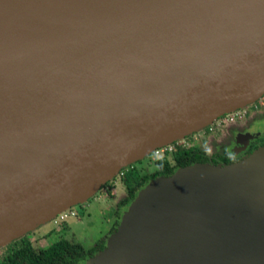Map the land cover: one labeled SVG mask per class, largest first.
I'll return each mask as SVG.
<instances>
[{"label": "water", "instance_id": "95a60500", "mask_svg": "<svg viewBox=\"0 0 264 264\" xmlns=\"http://www.w3.org/2000/svg\"><path fill=\"white\" fill-rule=\"evenodd\" d=\"M106 25L0 81V247L264 94V0H0V53ZM146 183L144 226L84 264H264V146Z\"/></svg>", "mask_w": 264, "mask_h": 264}, {"label": "rangeland", "instance_id": "374dc122", "mask_svg": "<svg viewBox=\"0 0 264 264\" xmlns=\"http://www.w3.org/2000/svg\"><path fill=\"white\" fill-rule=\"evenodd\" d=\"M252 105V103H249L248 105L238 108V110L241 112ZM225 118L226 115L223 114L214 119L207 126L215 125L219 120ZM205 128L206 126L179 138V140H182L181 142H190L196 139L203 140L202 135ZM263 133L264 123L254 124L253 128L250 130L251 136H257ZM159 154L160 151L157 154L150 152L147 156L124 168L135 170L138 176L148 174L156 169L155 161ZM175 170L176 168L173 169V173ZM121 176L122 173L117 172L106 184L104 183L94 191L87 200L69 207L68 211H72L74 213L73 216H67L63 220H57L56 222L49 220L45 224L28 232L33 247L39 248L46 246L59 238H64L68 241H78L86 248L92 246L99 238L103 239L104 244L109 243V245H111L112 243L108 241V239L114 231L120 236L118 241L120 247L128 231L131 232L136 225L138 228L140 225L142 227L144 226L146 212H149L152 207L147 205V196H142L144 185L135 191L134 197L125 206L120 208L117 207V200L125 195V187L121 181ZM146 184L147 183H145V185ZM116 213H119V215ZM123 232L125 234L122 235ZM132 258L133 256L129 258V261H132ZM84 261L85 260L81 261L80 264H84Z\"/></svg>", "mask_w": 264, "mask_h": 264}, {"label": "trees", "instance_id": "16d2710c", "mask_svg": "<svg viewBox=\"0 0 264 264\" xmlns=\"http://www.w3.org/2000/svg\"><path fill=\"white\" fill-rule=\"evenodd\" d=\"M155 162L156 169L141 176L131 168L120 169L125 195L117 200V207L125 206L134 197L135 191L149 179L170 175L174 168L194 162L215 164V161L205 154L201 145L193 141L188 142L187 145L173 142L172 150L157 158ZM103 247L102 238L87 248L78 241L59 238L46 246L34 248L29 234L26 233L0 247V264H80Z\"/></svg>", "mask_w": 264, "mask_h": 264}, {"label": "flooded vegetation", "instance_id": "af4514ba", "mask_svg": "<svg viewBox=\"0 0 264 264\" xmlns=\"http://www.w3.org/2000/svg\"><path fill=\"white\" fill-rule=\"evenodd\" d=\"M264 123V103H257V108L247 107L242 117L223 124L221 127L206 126L203 140H195L205 154L216 163L236 162L258 147L264 146V133L251 136L254 124ZM207 146V150H206ZM207 151V152H206Z\"/></svg>", "mask_w": 264, "mask_h": 264}, {"label": "bare ground", "instance_id": "6f19581e", "mask_svg": "<svg viewBox=\"0 0 264 264\" xmlns=\"http://www.w3.org/2000/svg\"><path fill=\"white\" fill-rule=\"evenodd\" d=\"M120 28H122L120 25L99 26L84 33H76L66 40L45 42L32 47L25 46L8 53H0V81Z\"/></svg>", "mask_w": 264, "mask_h": 264}, {"label": "built area", "instance_id": "2783aa9c", "mask_svg": "<svg viewBox=\"0 0 264 264\" xmlns=\"http://www.w3.org/2000/svg\"><path fill=\"white\" fill-rule=\"evenodd\" d=\"M257 103H264V94L261 95L260 97H258L255 101H253L252 102L253 105L251 107H253L254 109L257 108ZM243 113H244V110L240 112L238 109L227 112V113H225L226 118L223 120H219V122H217L215 124V126L221 127L223 124H226L228 122L236 120L237 118L242 117ZM181 141L179 139L174 140L167 145H163V146L155 148L152 152L157 154L160 151L159 156H157V158H159L165 154H168L172 150L173 142L180 143L182 145L188 144V142H181ZM119 172H121V171L119 170ZM73 215H74V213L72 211H68V208H67L63 211L58 212L51 220L54 222H56L57 220L61 221L64 218H66L67 216H73Z\"/></svg>", "mask_w": 264, "mask_h": 264}]
</instances>
